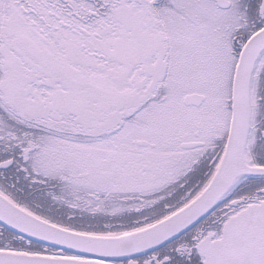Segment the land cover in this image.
Masks as SVG:
<instances>
[{"label": "snow or ice", "instance_id": "obj_1", "mask_svg": "<svg viewBox=\"0 0 264 264\" xmlns=\"http://www.w3.org/2000/svg\"><path fill=\"white\" fill-rule=\"evenodd\" d=\"M0 264H264V0H0Z\"/></svg>", "mask_w": 264, "mask_h": 264}]
</instances>
